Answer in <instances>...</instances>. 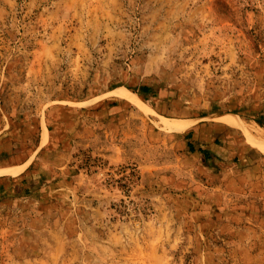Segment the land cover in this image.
Masks as SVG:
<instances>
[{"label": "rangeland", "instance_id": "rangeland-1", "mask_svg": "<svg viewBox=\"0 0 264 264\" xmlns=\"http://www.w3.org/2000/svg\"><path fill=\"white\" fill-rule=\"evenodd\" d=\"M228 112L264 129V0H0V264H264Z\"/></svg>", "mask_w": 264, "mask_h": 264}, {"label": "bare ground", "instance_id": "bare-ground-1", "mask_svg": "<svg viewBox=\"0 0 264 264\" xmlns=\"http://www.w3.org/2000/svg\"><path fill=\"white\" fill-rule=\"evenodd\" d=\"M114 93H116L119 96H124L128 99L133 100L134 102L138 103L144 109L148 108L146 106L144 100L141 97H139L138 95H136L134 92H132L127 87L115 88ZM216 118L224 124H227L229 126H232L234 128H237V129H240L241 131H243V133H245L247 135L246 137L248 138L249 141H251L252 143L257 145L260 149H262L264 151V129L263 128H261L260 126L254 124V123L248 122L245 118H242L240 115H238L236 113H230V112L221 113V114H217ZM194 121H195L194 119L178 120V121L170 120V121H168V124L170 125V127L178 128L179 130L183 131V130H186L187 128L191 127ZM24 166H25V164H22L20 166L12 165V166L0 168V173H2V174L3 173L19 174L22 171V169L24 168Z\"/></svg>", "mask_w": 264, "mask_h": 264}, {"label": "crops", "instance_id": "crops-1", "mask_svg": "<svg viewBox=\"0 0 264 264\" xmlns=\"http://www.w3.org/2000/svg\"><path fill=\"white\" fill-rule=\"evenodd\" d=\"M217 146L218 145H217L216 142H210V140H208V139H206V142H204V141L202 142V147H204V150H207L208 152L210 151V152H213V153L214 152L217 153V151H218ZM4 167H6V166H4ZM1 179H3V178H1ZM2 188H4V187H2Z\"/></svg>", "mask_w": 264, "mask_h": 264}, {"label": "trees", "instance_id": "trees-1", "mask_svg": "<svg viewBox=\"0 0 264 264\" xmlns=\"http://www.w3.org/2000/svg\"><path fill=\"white\" fill-rule=\"evenodd\" d=\"M144 88H145V90H148L147 86H145ZM204 151H205V154L208 153L207 150H204Z\"/></svg>", "mask_w": 264, "mask_h": 264}]
</instances>
